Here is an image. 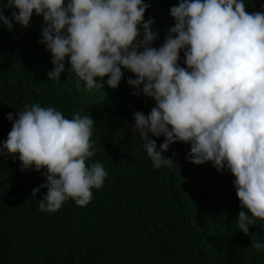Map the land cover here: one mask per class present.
Instances as JSON below:
<instances>
[{
	"label": "clouds",
	"instance_id": "clouds-1",
	"mask_svg": "<svg viewBox=\"0 0 264 264\" xmlns=\"http://www.w3.org/2000/svg\"><path fill=\"white\" fill-rule=\"evenodd\" d=\"M149 6L145 0H0V25L11 32L14 22L29 28L34 14L43 17L39 42L54 65L49 80L60 79L66 62L87 90H104L105 83L116 89L124 71L132 73L133 95L155 101L147 115L134 114L131 129L153 167H172L163 153L182 142L190 145V163L229 170L242 209L236 223L247 236L264 220V11H246L244 0H179L170 8L174 26L157 48L154 20L144 19ZM7 119L12 127L0 156H18L22 172L45 170V183L32 191L47 189L40 211L56 212L69 199L89 204L91 190L108 175L101 163L86 164L95 155L91 116L67 119L31 104ZM161 136L158 150L152 137ZM251 236V246L264 250Z\"/></svg>",
	"mask_w": 264,
	"mask_h": 264
},
{
	"label": "trees",
	"instance_id": "trees-1",
	"mask_svg": "<svg viewBox=\"0 0 264 264\" xmlns=\"http://www.w3.org/2000/svg\"><path fill=\"white\" fill-rule=\"evenodd\" d=\"M178 2L145 0L144 19H153L158 33L153 47L174 26L170 8ZM244 2L250 13L264 11V0ZM44 25L35 14L29 28L14 22L10 32L0 25V146L12 127L7 114L15 117L26 105L53 107L67 119L79 112L95 122V155L86 164L99 162L108 175L86 206L69 199L56 212H42L47 189L32 191L45 183V170L22 172L18 156H0V264H264V250L251 246L253 233L264 243V220L247 236L239 231L242 209L231 172L190 163V145L182 142L163 153L172 167L154 168L144 140L131 130L134 114L147 115L154 99L133 95L128 71L116 89L105 83L104 90H87L67 62L60 79L49 80L51 53L39 42ZM152 139L159 150L164 137Z\"/></svg>",
	"mask_w": 264,
	"mask_h": 264
}]
</instances>
